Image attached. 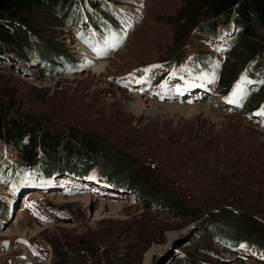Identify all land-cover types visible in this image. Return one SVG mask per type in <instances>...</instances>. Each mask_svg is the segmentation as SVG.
Wrapping results in <instances>:
<instances>
[{
	"label": "rangeland",
	"instance_id": "obj_1",
	"mask_svg": "<svg viewBox=\"0 0 264 264\" xmlns=\"http://www.w3.org/2000/svg\"><path fill=\"white\" fill-rule=\"evenodd\" d=\"M100 1L72 4L78 27L90 22L94 43L66 22L70 13L64 8L35 6L25 13L26 22L17 23L3 15L7 0H0V29L25 25L28 47L18 56L0 45V98L45 131L73 140L97 138L109 150L97 155L131 182L133 192L105 183L92 166L86 181L39 180L19 164L25 162L16 143L22 148L27 141L15 140V150L0 139V264H264L246 244L233 245L241 231L264 241V118L228 104L222 85H215L220 70L224 76L262 58L248 50L264 46L258 38L263 32L255 27L258 37L247 36L245 29L234 44L219 49L213 44L221 39L211 40L216 33L201 29L211 19L205 0ZM114 6L129 21L119 46L97 56L113 35L107 31L112 23L100 26L87 16L109 20L107 8ZM36 40L53 48L39 54L30 42ZM178 52L184 58L213 55L214 79L164 99L152 91L156 69L142 74L147 85L124 86L125 74ZM104 62L106 70L95 74L93 68ZM263 93L260 83L241 104ZM150 102L161 106L152 112ZM32 146L34 155L54 156L38 140Z\"/></svg>",
	"mask_w": 264,
	"mask_h": 264
},
{
	"label": "trees",
	"instance_id": "obj_2",
	"mask_svg": "<svg viewBox=\"0 0 264 264\" xmlns=\"http://www.w3.org/2000/svg\"><path fill=\"white\" fill-rule=\"evenodd\" d=\"M80 2H83V0H7V2L3 4L2 12L7 18L19 23V21H27L24 18L25 13L32 10L35 6H54L59 11V8H64L65 13H70V16L66 18V22L75 27L79 15H77L78 9H72V4L74 3L76 7ZM119 3H121V1H119ZM103 5L101 6L105 7L106 4L103 3ZM205 6L207 7L208 15L211 19L203 21L201 29L203 31H214L216 33L215 36L211 37V40H214V38H221L223 33L229 32L232 34L230 37V45H232L242 36L245 29L249 31V33L246 34L247 36L251 33L257 36L258 34L254 32V28L259 27L263 35L260 34L259 37H257L264 43V0H205ZM113 8H107L111 10L110 13L113 16V18L109 19V22L112 23V27L114 24L118 25V22L123 21L124 17L121 11L118 10L116 13V9L113 10ZM89 17L93 19L91 14ZM104 23L105 22L101 21L99 24L104 25ZM234 27L239 28V30L234 32ZM26 34L25 25L22 24H18V26L12 29H0V45L6 48L10 53L20 56L22 50H25L27 47ZM30 42L36 47L37 53H42V55L46 54L48 49L53 48V43L45 42V44L41 45L37 40ZM248 52L250 56L258 55L262 58L258 61L255 60V58L250 67L244 66L239 71L235 70V72L228 73L224 76L220 73L217 81L222 85V94H230L241 80V77L245 75L247 78L251 77L250 79L256 82L258 89H260L259 81H262L263 77L261 75L262 72H264V46H253ZM180 53L181 52L175 53L170 58L159 60L152 64L144 63L142 66L144 69L149 68V66H160V68L166 67L171 69L183 63L184 55ZM208 55L209 54H196L194 56L195 59L202 64L197 68L201 70L205 69L206 71L209 69L210 59H208ZM257 64H260V69L255 68ZM44 68L49 69L48 62H45ZM166 72L167 70L161 72L159 82ZM259 96L260 97L256 98V101L245 105L244 109L246 114L260 112V110L264 108V93ZM0 139H3L6 144H12L14 149L17 145V150L15 149L16 153L19 154L20 158L25 162L24 166L30 167V172L35 175V177L48 180L53 175H69L80 179L87 176V171L92 166L91 168H97V176L109 181L117 189L133 192L131 182L128 183L126 180L120 179V174L115 171V168L108 164V162H106L107 160H104L106 157L102 154L97 155L98 151L105 154L109 152V150H105L101 147L97 138L79 137L77 140H73V138L71 139L63 136L62 132L45 131L34 123L24 121L17 113H12L9 106L1 98ZM21 139L27 141V144L24 145V147L22 146V148L15 142V140L19 141ZM37 140L43 147L48 145L47 147L52 149L51 153L54 154V156H45L44 159L41 156L34 155L32 145H34ZM13 142H15L16 145ZM57 146L58 148H55ZM49 150L50 149L47 151ZM47 151L44 150L43 154H47ZM73 155L75 158L72 157V159H70ZM242 233L245 232H237L236 237H234L235 241L233 245L241 242L242 244H246L253 253L264 257V241H259L258 237L254 234L246 235L249 234L246 232L245 236H243ZM182 259L185 263L188 262L187 257L182 256Z\"/></svg>",
	"mask_w": 264,
	"mask_h": 264
},
{
	"label": "snow or ice",
	"instance_id": "obj_3",
	"mask_svg": "<svg viewBox=\"0 0 264 264\" xmlns=\"http://www.w3.org/2000/svg\"><path fill=\"white\" fill-rule=\"evenodd\" d=\"M121 43V39L119 34H116L111 39L104 41V46L102 48L96 49L97 56H104L108 53V51L115 49L119 46ZM160 66H149V68L144 69L145 73L151 72L152 68H156ZM174 76L175 73H172ZM134 74H129V77L127 78V81L125 82V87H130L132 83H135L137 85H147L149 82V77L147 75L135 78L133 79ZM215 73L213 72L210 77L208 76H202L201 78L207 82H211L212 79H214ZM256 83L254 81H251L247 78V76H242L241 80L238 82V84L233 88L232 92L230 93L229 97L226 98V102L230 105L234 106H240L243 99L247 96L248 92L250 91L249 85ZM259 83H264V81H259ZM197 85L189 82L187 86L184 89H181L180 87H175L174 89H168L167 91H164L163 94L161 93H155L156 95H160L161 99H164L165 96L171 97L173 93L177 95H183L184 91H190L192 87H196ZM202 86V85H200ZM159 87L163 90L166 88V82L159 85ZM138 91H145L146 89L141 87L137 89ZM257 115L264 116V108L260 110V112L257 113ZM43 219V217H42Z\"/></svg>",
	"mask_w": 264,
	"mask_h": 264
},
{
	"label": "bare ground",
	"instance_id": "obj_4",
	"mask_svg": "<svg viewBox=\"0 0 264 264\" xmlns=\"http://www.w3.org/2000/svg\"><path fill=\"white\" fill-rule=\"evenodd\" d=\"M88 18H90L89 17V15L87 16ZM106 62H104V63H102V64H100V65H98V66H96V67H94L93 68V72L95 73V74H100V73H102L103 71H105L106 70V68H105V64ZM97 65V64H96ZM91 71V72H92ZM136 97V96H135ZM137 104H138V106H137V113H139L140 111H141V109H142V105H143V101H142V99L139 97V98H137V102H136ZM150 104H151V111L152 112H155V111H157L158 110V107L159 106H161L160 105V103L158 104V103H156V102H150ZM162 105H164V104H162ZM62 177L63 176H66V177H69V178H73V179H76V180H82V179H78V178H75V177H73V176H69V175H61ZM82 181H84V180H82ZM86 181V180H85ZM56 196V193H54V192H52V193H50L49 194V196L51 197V196Z\"/></svg>",
	"mask_w": 264,
	"mask_h": 264
}]
</instances>
